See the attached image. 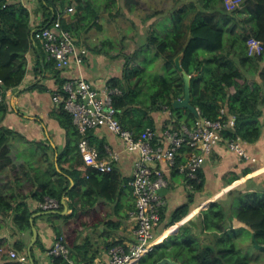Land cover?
<instances>
[{
  "label": "trees",
  "instance_id": "obj_1",
  "mask_svg": "<svg viewBox=\"0 0 264 264\" xmlns=\"http://www.w3.org/2000/svg\"><path fill=\"white\" fill-rule=\"evenodd\" d=\"M95 1L38 0L45 17L37 28L49 27L59 21L60 27L73 38L80 33L83 36L92 31L102 32L104 28L99 21L100 16L111 12L116 0H103L101 4ZM128 1L125 6L130 12ZM241 1L240 9L227 11L224 0H186L183 4L185 9H176L170 13L171 17L159 11L148 15L143 21L155 18V23L151 27L149 25L143 42L138 43L132 51H128L126 37L114 41L108 39L107 35H104L107 39L88 48L92 54L123 61L121 77L111 78L106 83L107 87L120 91L119 95L112 97V105L119 111L117 118L123 129L130 131L134 138L146 129L155 130L152 114L161 112L163 108L171 111L174 129L182 125L187 128L193 126L196 117L190 110L172 106L174 100L183 99L185 92L183 76L175 64L176 58H179L180 68L190 77V105L197 110L199 117L216 121L223 108L226 115L222 116V121L227 115L235 117L234 127L221 133L223 141L239 137L246 143H254L259 139L264 127V0ZM73 3L74 14L69 18L63 17ZM132 4L137 6L133 1ZM164 17H167L165 22L168 29L161 34L153 27L160 20L158 26L162 28ZM34 28L35 22L31 20L27 6L17 0H0V168L12 166V140L31 144L35 148V156L40 157L39 171L24 173L31 185L34 184L35 192L31 196H35L39 202L45 198L53 199L59 202L60 209L63 196L68 198L72 203V213L64 217L66 224L68 219L77 216L76 210L83 209L87 202L91 204L90 190H94L97 195H104L108 201L113 200L117 194L119 173L114 169L102 174L84 167L78 150L81 136L73 124L72 116L63 102L52 101L55 94H63L67 82L76 79L68 80L64 74L70 66L60 67L57 61L47 60L40 44L31 37ZM86 36L84 40L88 43L89 38ZM251 39L261 44L260 54L248 55ZM29 50H36L39 54L30 71L27 68ZM159 61H162L159 66L162 69L158 67ZM41 76L44 80L52 79L55 87L50 89L41 83ZM26 77L32 79L29 91L49 94L54 107L50 117L65 133L66 143L58 152L56 161L49 143L45 145L43 141H27L15 130L1 125L9 108L6 93L18 89ZM89 140V144L97 147L99 155L105 157L103 146L90 137ZM185 151L188 153L189 149L184 147L179 151L171 177L179 174L177 167L183 163L179 155ZM22 160L24 167L31 161L30 157H23ZM70 181L73 186L69 190ZM186 183L190 185V189L186 188V203L173 211L166 226L182 221L189 214L194 196L203 191V172L200 170L195 179H189ZM4 200L0 197V202ZM79 200L84 205L78 208ZM221 201L211 203L206 210L200 211L176 234L169 235L155 245L137 264H157L165 258L178 264H250L249 254L242 253L248 248L241 247L244 242H249V246L254 248L252 236L259 245H264V194L237 191L230 203ZM16 208L19 213L15 221L17 226L20 230H29L30 212L27 205L22 203ZM164 215L161 207L158 226ZM234 219L249 227L251 232L244 228L234 229ZM118 227L113 224L114 230ZM65 233L63 237L57 231L56 240L62 239L64 242L68 250L67 257L53 256L52 264H71L70 261L72 264H92L97 251L90 249L88 241L82 244L76 242V229L71 234L68 231ZM130 235V241L133 242L131 230ZM116 245L122 243L111 241L105 243L104 249L107 251ZM23 250L24 246L20 252Z\"/></svg>",
  "mask_w": 264,
  "mask_h": 264
},
{
  "label": "crops",
  "instance_id": "obj_2",
  "mask_svg": "<svg viewBox=\"0 0 264 264\" xmlns=\"http://www.w3.org/2000/svg\"><path fill=\"white\" fill-rule=\"evenodd\" d=\"M132 1L134 3L137 2V0ZM158 1L160 3L158 2L156 4L157 7L161 4V0ZM143 2L147 8H156L151 0H143ZM26 6L31 12V20L35 22V27L40 26V23L44 21L45 14L39 8L38 0H31ZM72 6H75V4L73 3ZM132 6L134 5L132 4ZM71 15L73 13H67L65 11L63 17L69 18ZM133 23V28L135 26L137 27L136 22L134 21ZM144 23L148 29L149 25L151 27L155 23V19ZM158 25L153 28L161 32V34L162 31L168 29L166 25L162 28ZM86 35L82 36V33H80L79 36H74L76 40L74 41L78 48L82 47L88 51L87 43L84 44L83 42V38ZM102 39L107 38L103 36ZM108 39L117 41L112 36H109ZM143 40L144 35L140 32L138 26L135 34L129 37L127 42L128 51L135 49L136 45L142 43ZM93 45L90 44V46ZM37 57H39V54L36 50H29V53H27V68L29 71L31 64L33 65L35 63ZM121 73L122 67L119 60L114 61L103 55L92 54L90 50L86 58H84L82 65H74L73 62L69 69L64 72L68 80L82 78L92 83L97 89H102L111 78H120ZM30 78L26 77V80L15 91L6 93L5 99L9 103V108L3 123H5V127L15 130L27 141H43L45 145L49 143L53 149L52 157L56 161L58 152L64 148L66 143L65 133L59 127L58 123L50 117V113L54 107L51 104L49 94L36 93L28 90L32 84V79ZM40 81L50 89L55 87L52 79L44 80L43 76H41ZM229 92L233 93L231 90ZM221 110L225 111L223 108L220 109V112ZM170 114L171 111L165 108L161 112L152 114L156 132L162 133L174 127ZM88 135L94 141L96 140L99 146H103V154L107 157L109 153H114L119 157L118 164L114 168L119 173V184L116 190L117 194L113 196V200L108 201L104 195H97L94 190H90V198L93 202L90 200L91 204L87 202L83 209L76 210L77 216L68 219L65 224L64 217H69L72 213V203L68 198L63 196L61 199V209L58 202V209L44 211L40 208V202L37 198L31 196L35 192L34 184H28L27 182L29 180L24 177V173L29 174L28 167H1L0 197L5 200L0 202V264H52L53 257L49 253L56 241L57 231H60L64 237L65 232L68 231L71 234L76 229L78 234L76 242L82 244L84 241H88L90 249L98 253L92 264H109L107 256L108 250L106 251L104 249L105 243L119 241L122 245L129 244L131 240L130 230L132 228L129 215L135 208V201L128 182L132 176V164L135 155L125 153L121 149L120 140L105 127L91 130ZM89 137L88 142H90ZM89 146L98 150L91 143ZM29 148H32L35 152V148L31 147V144H27L22 140H12L10 142L11 158H13V150L28 153ZM245 150L248 156L251 159H255V161H243L233 153L228 152L224 146L216 147L206 158L205 164L202 166L201 171L204 174V188L202 192L194 196V201L190 207L188 216L182 221L168 226L166 224L173 211L186 203L187 191L184 175L177 174L179 175L178 177L176 175L171 177L172 173L166 174V177L170 181V186L168 189L161 190L160 192L164 198L162 209L165 218L156 227L158 230L156 231L155 229L156 244L161 243L171 233L176 234L181 226L195 219L199 212L206 210L211 203L223 200L221 202L228 204V200L231 197L228 194L234 190L245 193L242 191L254 192L259 188L256 192L264 194V127L259 139L254 143L246 144ZM179 157L185 163L187 160L186 151L180 154ZM20 161L19 165H22V159ZM13 163L15 164V161ZM164 164L167 166L166 163H160L159 168L164 169ZM181 177L184 181L181 180ZM177 179L182 183L176 185L175 180ZM124 181L126 182L124 183ZM72 186L73 182L70 181L69 190ZM22 203L27 205L30 212L29 230H20L15 222L19 214L17 213L16 207ZM6 205H8L7 208H5ZM83 205V201L79 200L77 207L79 208ZM113 224L114 226H119L117 230L113 229ZM232 224L234 229L244 228L251 232L249 227H246V225L240 223L237 219H234ZM32 227L37 231V240L33 244L31 253L29 254L28 246L32 238ZM22 246H24V250L20 252ZM12 251L17 253V258L10 257V252ZM70 263L72 264V261Z\"/></svg>",
  "mask_w": 264,
  "mask_h": 264
},
{
  "label": "built area",
  "instance_id": "obj_3",
  "mask_svg": "<svg viewBox=\"0 0 264 264\" xmlns=\"http://www.w3.org/2000/svg\"><path fill=\"white\" fill-rule=\"evenodd\" d=\"M14 1V0H7ZM27 5L31 0H17ZM227 11H234L242 7L241 0H224ZM74 6L67 8V13H74ZM32 38L36 40L46 54L47 60L57 61L60 67L82 65L87 56L85 48H78L71 34L60 27L59 21H55L49 27L34 28ZM248 55H256L261 52V44L255 39L249 40ZM63 94H55L53 103L63 102L65 109L71 114L81 139L78 150L84 162V167L96 172L107 174L114 170L119 157L109 153L108 157H101L96 149L89 146L86 134L94 129L105 127L119 140L121 149L125 153L134 154L132 164V176L128 182L135 201V208L130 213L132 224L131 231L134 241L127 245H116L108 252L109 264H137L151 249L155 243V229L159 224L160 210L164 204L161 190L170 186L166 174L172 172L176 165V157L179 151L186 147L189 149L187 160L177 167L179 174L186 177V181L195 179L202 169L206 158L218 146H224L228 152L233 153L241 160H251L245 150L244 142L239 137L223 141L221 133L231 130L235 124L234 115H226L221 110L220 117L216 121L202 119L198 116L191 128L185 125L178 129L173 127L158 133L155 130L146 129L139 137L134 138L132 133L123 129L117 118L118 110L112 105V97L120 94L116 88L105 85L102 89L95 88L92 83L82 78L67 82L63 87ZM160 163H166L164 169L159 168ZM186 188L190 185L186 183ZM44 211L56 210L58 202L46 199L39 204ZM174 234V233H171ZM170 234V235H171ZM50 255L67 257L68 250L62 241H55ZM11 258H17L15 251L10 252Z\"/></svg>",
  "mask_w": 264,
  "mask_h": 264
},
{
  "label": "rangeland",
  "instance_id": "obj_4",
  "mask_svg": "<svg viewBox=\"0 0 264 264\" xmlns=\"http://www.w3.org/2000/svg\"><path fill=\"white\" fill-rule=\"evenodd\" d=\"M97 1L100 2L99 4L103 3V0H97ZM97 1H95L96 4H98ZM151 1H152L153 5H155V6L159 2L158 0H151ZM184 1H186V0H161V4L159 7L156 6V8H149V7L147 8L146 5L144 4L143 0H137V2H136L137 6H132V1L129 0L127 3L128 6L130 7V12H129L125 6L126 0H118V1L116 0V5L111 8V10H110L111 12H107V13L102 14L100 16L99 21L102 25V28H104V30L102 32H93L92 31L91 34L89 33V35L86 36L87 38H90V41L87 43L84 40L85 39V37H84L83 42H84V44L87 43V48H89L90 44H99L100 41L102 40L103 36L104 35L108 36L109 33H110L109 36L115 37L117 39V41L121 40L123 37H126V40L128 42L129 37H131L132 35L135 34V31L137 30L138 26H139L140 32L142 33V35H144L147 28H146L145 23H144L145 21H143V20L148 15L152 14L153 11H159L163 14H166L167 17H171L170 13L174 12L176 9L181 8V7L185 9V7L183 6ZM114 13H115V16L112 17L111 14H114ZM167 17H164V19L162 21L163 25H166L165 20H167ZM154 19L155 18H153L152 20H154ZM134 21L137 24V27L136 26L134 27L135 29L133 28V26H134L133 22ZM126 46L128 48V45H126ZM120 62H121V67H122L123 61H120ZM161 64H162V61H159L158 67L161 66ZM31 68H32V64H31ZM159 68L162 69V67H159ZM1 125L5 126V123L2 122ZM19 152L20 151L13 150L12 157L15 159L12 158V160L15 161V164L12 163L11 167H24V163L22 165L21 164L19 165V161L21 159H23V157H27V158L30 157L31 161L28 162L25 167H28V171L37 173L39 171L38 158H40V157H38V155H36L37 157L35 156V153L32 150V148L28 149V153L20 152V154H19ZM20 163H21V161H20ZM39 163H40V160H39ZM176 176L178 177L179 175H176ZM181 180L184 181L183 178ZM24 181L27 182L26 179H24ZM27 183L29 184L31 182L28 181ZM180 183H182V182L179 179L175 180L176 185H179ZM258 189L259 188H257L255 191H258ZM242 192L246 193L248 191H242ZM248 193H250V192H248ZM236 194H237V191L230 192L231 197L229 198L228 203L233 201ZM242 237H243V234L240 235V238H242ZM241 248L242 249L248 248L247 251L242 250V253L245 255H247V253L249 254V256L251 258V260H250V258L248 256V258L250 260V264H264V253L263 252L256 250L252 246L250 247L248 242H246V243L244 242Z\"/></svg>",
  "mask_w": 264,
  "mask_h": 264
},
{
  "label": "water",
  "instance_id": "obj_5",
  "mask_svg": "<svg viewBox=\"0 0 264 264\" xmlns=\"http://www.w3.org/2000/svg\"><path fill=\"white\" fill-rule=\"evenodd\" d=\"M32 33L33 32H31V37H32ZM175 64H176V67H177L178 71L183 76V79H184V90H185V92H184L183 99H181V100H174L172 102V106L175 109H188V110H190L195 115V117H197L198 116L197 110L194 109L190 105V94H189V79H190V77L187 76L182 71V69L180 68L179 58H176ZM36 240H37V231L35 230L34 227H32V238H31L30 244L28 246V253L29 254L31 253V248H32L33 244L36 242ZM252 241L254 243L253 244L254 248L256 250L264 253V245H259L253 236H252ZM157 264H178V263L173 262V261H170L169 259L165 258V259H162L161 261H159Z\"/></svg>",
  "mask_w": 264,
  "mask_h": 264
},
{
  "label": "clouds",
  "instance_id": "obj_6",
  "mask_svg": "<svg viewBox=\"0 0 264 264\" xmlns=\"http://www.w3.org/2000/svg\"><path fill=\"white\" fill-rule=\"evenodd\" d=\"M87 53H88V51H87ZM85 58H86V57H85ZM80 139H81V137H80ZM46 199H48V198H45L44 201H45ZM51 200H53V199H51ZM40 203H41V202H40ZM57 209H58V208H57ZM187 216H188V215H187ZM187 216H186V217H187ZM186 217H185V218H186Z\"/></svg>",
  "mask_w": 264,
  "mask_h": 264
}]
</instances>
